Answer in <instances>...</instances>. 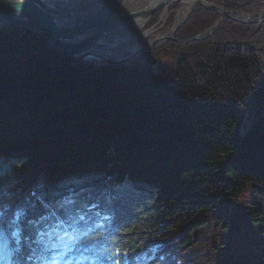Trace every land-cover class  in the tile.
Wrapping results in <instances>:
<instances>
[{"label":"trees","instance_id":"1","mask_svg":"<svg viewBox=\"0 0 264 264\" xmlns=\"http://www.w3.org/2000/svg\"><path fill=\"white\" fill-rule=\"evenodd\" d=\"M209 1L264 10V0ZM218 18L198 7L176 37ZM49 38L0 30V217L26 183L21 215L28 203L41 210L30 191L44 179V205L71 191L77 206L114 207L121 252L154 264H264V23L228 20L207 40L170 41L174 61L158 67L167 49L95 66L46 48Z\"/></svg>","mask_w":264,"mask_h":264},{"label":"water","instance_id":"2","mask_svg":"<svg viewBox=\"0 0 264 264\" xmlns=\"http://www.w3.org/2000/svg\"><path fill=\"white\" fill-rule=\"evenodd\" d=\"M182 1L152 0L149 5L136 9L131 8L132 11L125 8L127 0H107L104 3L98 1L87 6H79L80 9L69 8L67 10H62L50 0H0V30L14 25H23L30 30L50 34L49 43L45 47L55 48L74 60L95 65H123L141 52L160 48L162 41L182 42L207 39L227 19L245 24L264 23V10L254 14L241 13L249 16L246 19L234 18L228 13L240 12L226 10L223 6L206 0H197L195 4L197 7H204L223 15L221 21H217L203 36L179 39L174 37L176 33L174 31L173 35L158 40L161 41L159 45L157 40L143 41L140 36L127 42L123 40L130 30L137 29L138 33L141 32L142 27L139 29L137 26L140 21L149 23L163 7ZM90 10L92 14L86 15L85 18L77 17L90 13ZM119 41L123 43L119 44L120 49L113 46ZM136 45L140 46L132 50L131 54L123 60H110L97 54V51L101 50H127Z\"/></svg>","mask_w":264,"mask_h":264},{"label":"bare ground","instance_id":"3","mask_svg":"<svg viewBox=\"0 0 264 264\" xmlns=\"http://www.w3.org/2000/svg\"><path fill=\"white\" fill-rule=\"evenodd\" d=\"M45 1H48V0H45ZM52 1H53V4L54 5H56L57 7L62 8V10H67L69 8H71V9H80L81 8V7H77L75 5V3H71V1H67V0H52ZM98 1L101 2V3H104L107 0H101V1L100 0H96V1H93V2L92 1H86V2H84L83 6H87V5H90V4H94V3L98 2ZM150 1H152V0H127V3L125 5V8L128 9V10H132L133 11V9H131V8H135V9L136 8H141L144 5L145 6L146 5H149ZM196 1L197 0H183L181 2L180 10H183V13L184 14H181L180 13L178 15V19L179 20L180 19H183V18L185 19V17L193 11L194 6L196 4ZM173 5H174V3H170L165 8L163 7L164 9H163V11H161L162 12L161 13V17L163 19L162 21H164L165 19H167V17L169 16L168 10ZM89 12L90 13H84V14H82L83 16H77V17L85 18L86 15L92 14V11L91 10ZM228 14L231 15L232 17H234V18H241V19L249 18V16H247L245 14H241V13L229 12ZM87 17H91V16H87ZM149 23H147L145 21H140L139 24H137V26H138L139 29L142 27L141 32L138 33L137 29H135L133 31L130 30L126 34V36L124 37L123 40H125L127 42V41H131V40L135 39L136 37L138 38L140 36L141 37L140 39L143 40V41H146V40L147 41H149V40H157L158 41V40H160V39H162V38H164L166 36H169V35H173L174 34V32L170 31V32H167L165 35L157 36L156 34L159 31L157 29H154V28H148ZM251 25H259V24H251ZM116 34H118V33H116ZM113 35H115V34H113ZM192 41H199V40H192ZM160 42L161 41H158V45H159ZM119 44H123V43H121L120 41L119 42H115L113 46L114 47L117 46V48L120 49V45ZM160 44L163 46V44H166V42H163L162 41ZM139 46L140 45H136V47L135 46L133 48L130 47V49L127 48V50H123V49L122 50H112V49H110V50H105V51L101 50V51H97V54H99L100 56H104V57L109 56V54H112L113 56H119V60H123L122 55L128 56L130 54V52H132V50L137 49ZM121 52H125V53H121ZM149 52H152V51H149ZM59 53L62 54V55H64V56H67V55H65V54H63L61 52H59ZM137 56L138 55H136L132 59H135ZM67 57H69V56H67ZM69 58H71V57H69ZM151 64H152L153 67H156V65L154 63L151 62ZM208 66L210 67V65H208ZM246 133L247 132L242 131V136H244ZM12 152H15V150H12ZM43 181H44V179L38 181L37 183L31 184V187L32 188H35V187H37ZM112 208H113V211L115 213L114 207H112ZM37 239H41V238L40 237H37ZM42 240H44V239H42ZM36 244H38V243H36ZM44 244H46V246H49V244H48V242L46 240H44ZM41 248L43 249V247H41Z\"/></svg>","mask_w":264,"mask_h":264},{"label":"rangeland","instance_id":"4","mask_svg":"<svg viewBox=\"0 0 264 264\" xmlns=\"http://www.w3.org/2000/svg\"><path fill=\"white\" fill-rule=\"evenodd\" d=\"M50 1L53 2L52 0H50ZM67 1H71V3H75V5L77 7H79V6H83L84 2H86V1H92L93 2V1H96V0H76V1L75 0H67ZM180 7H181V4H175V5H173L169 9V11H168L169 12V16L167 17V19H165L163 23H161V21H160V23L157 24V22L160 19L163 20L162 17H161V13L162 12H159L158 14H156L154 16L153 20L148 25V28H154L155 27V29H157L159 31L156 34L157 36L163 35V34H165L167 32H170L171 30L173 31L174 30L173 27H174L175 21L178 19V11H182V10H180ZM172 9H174V11ZM157 18H158V21H157ZM181 21L184 22V18L181 19ZM164 23L167 24L166 28L164 26ZM181 23H179L178 25H180ZM166 45H167V43L163 47H161V48H155V50H152V52H156V51L162 50V49H167L168 52H165L164 50H162V53H164V54L166 53L167 55L166 54L165 55H163V54L162 55H159L157 57V59L165 60L166 62H173L174 60L172 59V56L169 53L171 51V49L170 48H166ZM176 49H177V47L176 48H173V51H175ZM109 55H112V54H109ZM212 214H213V212H209L207 214H204L203 217L209 218ZM203 217L201 216L200 218L202 219Z\"/></svg>","mask_w":264,"mask_h":264}]
</instances>
